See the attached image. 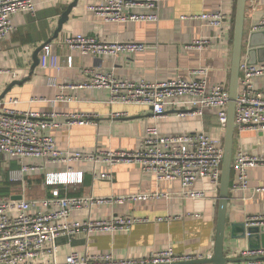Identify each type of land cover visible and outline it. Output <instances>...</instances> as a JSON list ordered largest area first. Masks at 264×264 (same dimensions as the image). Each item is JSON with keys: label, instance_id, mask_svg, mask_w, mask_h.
Segmentation results:
<instances>
[{"label": "crops", "instance_id": "0c3cea01", "mask_svg": "<svg viewBox=\"0 0 264 264\" xmlns=\"http://www.w3.org/2000/svg\"><path fill=\"white\" fill-rule=\"evenodd\" d=\"M74 1L38 0L35 13H19L12 18L14 30L0 39V97L8 90L0 100V115L6 105L21 112L46 114L47 119L59 126L46 127L44 134L54 138L62 153L80 151L96 155L98 159L47 162L33 157L16 159L0 153V198L50 199L59 190L61 197L92 199L85 208L72 211L69 222L118 216L141 219L127 231L62 234L47 246L52 253L41 255L36 260L38 263L49 260L62 264L72 252L111 254L120 261H138L152 251L165 249H173L178 255L201 257L200 260L211 257L220 192L209 182L199 181L195 186L206 187L207 198L185 199L181 196L180 181H159L145 173L139 162L113 165L99 153L137 150L150 125L165 135L205 132L221 138L225 130L217 112L207 109L203 115H180L169 110L163 117L155 118L149 107L113 103L106 87L80 85L89 79L87 69H92L132 81L193 78V71L201 70L210 86H229L237 0H160L158 21L128 22H110L98 15L91 7L100 0H78L54 39L62 14ZM218 9L227 16L223 25H206L199 19L202 13ZM263 21L264 0H249L241 62L252 59L255 64L264 63L260 61L264 59V52L252 57L249 54L250 34L263 31L260 28ZM80 33L107 43H143L145 48L97 57L65 44L68 37ZM49 40L60 70L39 64L32 71L36 49ZM199 40L207 41L202 49L194 45ZM49 78L56 79L57 85H49ZM15 81L23 82L12 85ZM255 85L264 91V75L255 80ZM14 99L16 103H9ZM73 115H89L93 121L72 123ZM240 149L264 157V130L236 131L233 156ZM63 173H75V178L64 182L58 176ZM236 179L232 168L224 252L227 257L237 259L230 264H264L242 256L243 251L262 245L261 239H251L246 223L249 217L264 215V164L249 169L247 189L235 187ZM133 195L148 198L105 202Z\"/></svg>", "mask_w": 264, "mask_h": 264}, {"label": "built area", "instance_id": "2783aa9c", "mask_svg": "<svg viewBox=\"0 0 264 264\" xmlns=\"http://www.w3.org/2000/svg\"><path fill=\"white\" fill-rule=\"evenodd\" d=\"M160 0H100L92 6L98 15L110 22L158 21ZM38 0H0V39L14 30L12 18L19 13H35ZM206 25L221 26L227 16L221 9L199 15ZM260 28H264V21ZM65 44L71 49H80L84 54L94 56L117 55L122 52L142 51L143 43H107L95 36L77 34L68 37ZM206 40L195 41L198 49L206 46ZM193 45V46H194ZM72 65V57H69ZM40 65L60 70L57 55L46 45L40 55ZM193 78L177 77L168 81H132L117 79L110 73L87 69V79L80 87H106L111 92L113 103L137 104L151 108L154 117H163L173 110L180 115L195 113L203 115L207 109L217 112L219 122L225 130L228 123L229 86H210L201 74L193 71ZM264 75V63L241 62L239 90L236 101V131L264 130V91L258 90L255 80ZM15 76V74H14ZM49 85H57L49 78ZM73 87V86H72ZM10 100L9 103H16ZM46 114L21 112L11 106H4L0 115V153L13 158L33 157L47 162H71L98 159L80 151L62 153L52 136L44 134L48 126H59ZM89 115H73L72 123L92 122ZM100 156L111 164L139 162L145 173L152 174L159 181H180L181 196L189 200L207 198V188H196L199 181L209 182L220 192L224 158V136L214 138L205 132L176 135L162 134L155 125L147 127L141 146L135 151H101ZM264 164V157L250 155L238 150L233 156L232 168L236 171L235 187H249V169ZM62 181L75 178V173H63ZM15 177V176H14ZM127 198L137 200L147 195L116 197L105 201L124 202ZM91 198L61 197L59 190L50 199L3 200L0 198V264H56L36 260L43 254H51L47 246L62 234L89 232L127 231L141 219L118 216L111 219H97L69 222L72 211L85 208ZM246 225H264V215L252 216ZM243 257H264V246L252 247L242 252ZM197 256L178 255L173 249L152 251L138 261L116 260L111 254H85L72 252L62 264H189L200 260ZM264 263V259L254 260Z\"/></svg>", "mask_w": 264, "mask_h": 264}, {"label": "water", "instance_id": "95a60500", "mask_svg": "<svg viewBox=\"0 0 264 264\" xmlns=\"http://www.w3.org/2000/svg\"><path fill=\"white\" fill-rule=\"evenodd\" d=\"M78 0L72 2L68 8L62 14L58 28L55 31L54 39L58 37L59 32L66 21L69 19L70 12L73 7L76 6ZM249 0H237L236 1V14H235V29H234V39H233V53H232V65H231V78L229 85V106H228V123L224 134V158L222 166V176H221V186L219 194L218 203V216L216 225V236H215V246L214 253L211 257L204 260H194L189 261V264H230L237 259L229 258L225 255V232H226V220H227V206L230 195L231 187V170L233 162V151H234V138L236 133L237 124L235 122L236 113V101L239 90V79H240V66L243 54V44H244V25L246 18V6ZM258 38H262V41L258 42ZM52 40H49L38 47L34 53L32 71H34L40 64L39 53L42 49L48 45ZM257 52H264V30L254 31L250 34L249 39V54L254 55ZM251 56V57H252ZM264 61V59H260ZM248 64H255L256 62L252 59L247 61ZM23 81H15L12 85L20 84ZM8 92L5 91L0 100ZM19 197L18 199H20ZM247 232L249 233L251 239H261V244H256L253 247L264 246V225L262 226H250L247 227ZM249 261L264 259V257H245Z\"/></svg>", "mask_w": 264, "mask_h": 264}]
</instances>
